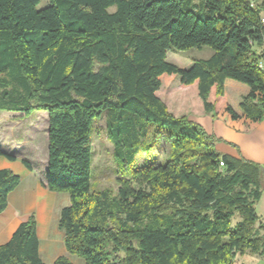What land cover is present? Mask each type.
Instances as JSON below:
<instances>
[{"label":"trees","instance_id":"obj_1","mask_svg":"<svg viewBox=\"0 0 264 264\" xmlns=\"http://www.w3.org/2000/svg\"><path fill=\"white\" fill-rule=\"evenodd\" d=\"M38 3L0 0V111L47 113L44 187L69 196L58 221L66 252L84 264H233L246 252L264 257L256 211L264 164L219 152L218 138L190 118L263 119L264 0ZM203 45L213 53L187 68L166 61L168 50ZM164 74L176 75L181 90L194 96L182 113L158 97ZM227 78L249 89L241 116L223 97ZM104 113L123 177L116 196L91 190L92 126ZM161 147L166 156L155 164ZM151 154L153 160L138 163ZM0 156L15 160L1 149ZM147 176L149 192L127 181ZM19 182L0 169V213ZM0 264H45L33 214L0 245ZM51 264L72 263L59 257Z\"/></svg>","mask_w":264,"mask_h":264},{"label":"rangeland","instance_id":"obj_2","mask_svg":"<svg viewBox=\"0 0 264 264\" xmlns=\"http://www.w3.org/2000/svg\"><path fill=\"white\" fill-rule=\"evenodd\" d=\"M47 3L48 0H39L38 8L47 5ZM108 10L113 11L114 7H110ZM212 53L213 50L208 45L198 48L190 47L183 50L172 49L166 52V61L180 68H187L192 60L206 59ZM160 80L161 86L158 90V97L166 101L171 111L182 113L185 106L190 107L194 96L190 91L181 90L182 87L176 75L164 74ZM181 99H186L187 102L182 103ZM206 116L211 117L210 115L196 114L191 115L190 118L197 122H204L203 119ZM106 120L107 115L104 113L94 121L92 126L90 142L92 151L91 190L93 192L108 190L111 196H116L123 177L114 159L112 144L107 139ZM217 138L216 144L226 143L232 146L237 153L235 157H241L237 145L230 141L224 142L219 137ZM0 149L17 159L27 160L41 174L44 170V161L47 160V113L45 111H34L29 116H22L20 113L0 111ZM165 156L166 152L163 153L161 147L156 158L151 154V157L147 158L148 160L139 159L138 163L142 165L155 158L154 163L157 164ZM14 165L15 169L19 167V164ZM127 181L130 182L134 189L141 188L146 192L151 191L148 176L144 177V180H141V178H128ZM256 211L258 215H261L260 221L264 224V194L256 204ZM116 257L120 259L122 253L117 252ZM64 258L69 261L82 260L76 255L69 253ZM233 264H264V257L256 256L253 253L239 254L235 257Z\"/></svg>","mask_w":264,"mask_h":264},{"label":"crops","instance_id":"obj_3","mask_svg":"<svg viewBox=\"0 0 264 264\" xmlns=\"http://www.w3.org/2000/svg\"><path fill=\"white\" fill-rule=\"evenodd\" d=\"M223 86L225 101L237 115L241 116L239 103L242 96L248 93V87L228 78L224 80ZM203 121L198 123L206 132L214 134L224 142L230 141L237 145L241 157L264 164V117L259 122L249 123L243 118L231 120L227 115L219 114L216 118L206 116ZM216 149L221 153L237 156L235 148L226 143L216 144ZM14 164H19V167L15 169ZM0 169H8L20 177L18 186L7 196L5 210L0 213V245L5 244L18 225L33 214L36 221L38 254L42 262L51 264L58 257H66L64 232L58 227V221L60 210L69 204V196L65 192H53L44 187L46 160L41 174L33 167H25L21 159L15 158L10 161L2 156ZM263 194L264 190L261 197ZM70 262L84 264L80 259Z\"/></svg>","mask_w":264,"mask_h":264},{"label":"built area","instance_id":"obj_4","mask_svg":"<svg viewBox=\"0 0 264 264\" xmlns=\"http://www.w3.org/2000/svg\"><path fill=\"white\" fill-rule=\"evenodd\" d=\"M262 22L264 23V19H262ZM259 66L264 70V61H260L259 62ZM219 166L222 167L223 166V163L222 162H219Z\"/></svg>","mask_w":264,"mask_h":264}]
</instances>
